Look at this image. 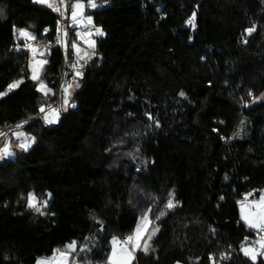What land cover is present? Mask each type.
I'll return each mask as SVG.
<instances>
[{"label": "trees", "instance_id": "obj_1", "mask_svg": "<svg viewBox=\"0 0 264 264\" xmlns=\"http://www.w3.org/2000/svg\"><path fill=\"white\" fill-rule=\"evenodd\" d=\"M95 1L103 35L49 125L40 108L57 100L63 61L46 45L55 4L0 0V93L22 80L0 99V137L24 122L35 138L0 163V264H36L72 242L73 258L100 264L146 210L158 233L132 264H264L241 250L257 231L239 211L264 192V0ZM21 28L49 52L47 95Z\"/></svg>", "mask_w": 264, "mask_h": 264}, {"label": "rangeland", "instance_id": "obj_2", "mask_svg": "<svg viewBox=\"0 0 264 264\" xmlns=\"http://www.w3.org/2000/svg\"><path fill=\"white\" fill-rule=\"evenodd\" d=\"M65 1L67 2V0H65ZM79 2L84 5V8H83V11H82L81 14H86V9L89 6L88 0H79ZM41 3L47 4V5H49V4L54 5V4H56V0H47V2H41ZM74 3H76V0H72L71 1V5L74 4ZM93 3H95L98 6V4H97V2L95 0H93ZM96 9H97V7L96 8H91V11H94ZM71 12H72V8H71ZM81 26H83V22L79 21L73 27H81ZM21 29H26V28H21ZM26 30L29 33H31L32 36L35 37V34L33 33V30L31 28L26 29ZM18 37H19L20 40L25 42V44H24L25 48L28 51H30L31 54H32L31 58H30V63H29V68H30V71H31V78L33 77V74H34L33 73V68H35L36 69L35 75L38 77V79H36L34 81L37 83L38 89L40 88L41 83H42L43 86L46 87V90L49 89V87L44 82V80L41 79L42 71H43L44 66L46 64V55L49 53L48 50L44 46H42L39 43H37L35 41V39H27V38L21 37L20 32L18 33ZM75 44L77 46V48H74L75 53H76V55H80L83 58V60L88 59L89 57H91L93 55V51H91L90 49L86 48L87 45H80V44H77V43H75ZM33 49H36V54L35 55L33 54V51H32ZM77 49H79V51H77ZM37 61H43L44 63L43 64H37L36 63ZM15 82H20V83H18V85L13 87L11 90H9L7 88L4 92H1V93H5V95L0 96V99L2 97L6 96L11 91H13L14 89H16L22 83V80L21 79L16 80V81L12 82L11 84H14ZM77 87H78L77 83L71 85L70 88L68 86L65 87V88H68V95H67L68 103L67 104L63 103V110H66L67 107L69 105H71V98H72L74 92L76 91ZM42 93H44V92H42ZM64 97H65V93H64V90H63V95H62V99L63 100H64ZM263 100H264V94L262 96H260L258 99H256L255 102L263 101ZM44 114H43V116H44ZM60 114H61V111H59V118H60ZM23 124H24V122H20V123L16 124V127H17V125H23ZM53 124H49V125H53ZM242 128H243V124H241V126L239 127V129L237 131V135H240V133L242 132ZM17 131L24 133L25 134V139L30 140L32 138V136L26 132V130L23 128V126L12 130L5 138L0 137V148H3V146L7 143V144L10 145L11 151L15 153L14 156H7V155L0 156V163H2L4 161H8V160H14L17 157L18 153H20L21 151H24L23 149H21L18 146L20 143L24 142V140H22L21 138H17L16 136L13 135V133L17 132ZM32 145H33V143H31L30 146L27 149H29ZM262 194H264V192L261 193L258 197H247L244 200H242L240 202V205H239V211H240L241 219L248 225V227H250L251 229H253L255 231H258L259 228L252 226V224L257 223V221L255 220L254 214L258 211V209L256 207V204L260 202V198H261ZM35 197H36V206H38L40 204V199L36 195H35ZM28 199H29V196H28ZM27 206L29 207L28 201H27ZM242 207L244 209V215H248L250 213L253 214V216L250 217V219H252V224H250L249 221H247V220H245L243 218V216H242ZM145 216L147 217V221H148L146 229L144 227V221L142 219ZM154 221L155 220L153 218L152 219L150 218L148 210L144 211L142 216L138 219V221L136 223V226H135V229H134V232L132 234V236L135 235L136 229H137V225H140L143 235H142L140 240L134 241V243L136 245H138V246H136V247H134L132 249H127V248L121 247V246H119V238L118 237H114L115 238V243H113V239H112L111 240V249H110V252L108 254V257H107L106 261L105 262L103 261L100 264H114V262H116V261H121L122 262L125 259H127L128 264H132V262H133V260L135 258L136 252L139 251V250H143L145 245H147V247H148L149 244H150V241L157 235L158 226H157L156 223H154ZM148 237H151V238L149 239ZM262 237H264V236H262ZM261 238L255 239L257 248H261L260 244L257 243V241H259ZM94 241H95V239L94 240L90 239L89 242H87L84 245L83 254H85L84 252L90 251L91 248H92V251L95 249L96 242H94ZM69 244H71V243H68L67 245H69ZM75 245H76V250H77L78 243L75 242ZM66 246H65L64 249L59 250V252L71 253V255L68 257V260L65 261V264H92L91 262L88 263V261H86V263H85L84 261L78 259L77 257L73 258L72 256H73V254L75 252H72V250L67 248ZM83 248H81V249H83ZM242 249H254L255 250V256H256L255 260H253L250 255H246L245 252ZM262 249L264 250V248H262ZM241 250L246 256H248L253 261H256L258 259V257H260V256L264 257V254L259 253L257 251V249H255V247L251 243H245L241 247ZM59 252H56L52 257L40 258L37 261H39V260H52L53 264H55V261L59 258ZM263 253H264V251H263ZM36 264H37V262H36ZM178 264H180V263H178Z\"/></svg>", "mask_w": 264, "mask_h": 264}, {"label": "snow or ice", "instance_id": "obj_3", "mask_svg": "<svg viewBox=\"0 0 264 264\" xmlns=\"http://www.w3.org/2000/svg\"><path fill=\"white\" fill-rule=\"evenodd\" d=\"M36 2H47V0H36ZM88 4L92 8L97 7V5L95 3H93V0H88ZM49 6H51V4H49ZM71 8H72V12H71L72 19H73V21H77V17L82 13L84 5L81 4L79 2V0H76V3L72 4ZM54 10L60 11V9L58 7L55 8ZM5 16H6L5 10L3 8H0V18H5ZM194 16H195V13H193V17ZM87 21L90 24L92 22V17L91 16L87 17ZM253 30L254 29L250 28V29H247L246 31L251 33ZM45 31H47V30H45ZM19 32H20L21 37H24L27 39H35V37L32 36V34L29 33L26 29H20ZM58 32H59V29H58ZM96 34L102 36L103 35L102 29L97 28ZM81 39H85V37L83 35H81ZM85 42L94 47V41H92L90 39H85ZM71 47L77 48L75 43H73L71 45ZM32 51H33V54L35 55L36 49H33ZM77 51H79V49H77ZM36 63L37 64H43L44 62L43 61H37ZM73 67H75V65H73ZM35 72H36V69L33 68V73H34L33 77H32L33 80L38 79V77L35 75ZM77 75H82V73L78 72ZM18 83H20V82H15L14 84H10L8 86V89L11 90L13 87L17 86ZM68 87L70 88L71 85L69 84ZM39 90L41 92H44L46 95L48 93L52 92L51 89L46 90V87L43 86L42 83H41ZM64 93H65V97H64L63 103L67 104L68 103V100H67L68 88L64 89ZM3 95H5V93H0V96H3ZM53 95H54V93H53ZM181 95H183V93H181ZM249 95H252L251 92H249ZM72 106L75 107V105H72ZM49 108H50V111L45 112L44 106H41L40 111L42 113H45L43 116L44 122L46 124H53V123L57 122V120L59 119V112L55 108H51V106H49ZM19 127H21V125H17V128H19ZM4 135H6V133L0 131V136H4ZM13 135L16 136L17 138H21L22 140H24V142H22L18 145L23 150H27V148L30 146V144L33 143L35 140L34 137H32L30 140L25 139V134L22 132H19V131L14 132ZM2 155L14 156L15 153L11 151L10 145L6 143L3 146V148H0V156H2ZM44 203L46 204L47 202L45 201ZM28 204H29V207H35L36 211H40V208L36 206V197L33 193H29ZM168 207L169 208L173 207L171 200H169V202H168ZM256 207H257L258 211L254 214V217H255V220L257 221V223L252 224V219H250V217H252L253 214L250 213L248 215H244L243 207H242V216L245 220L249 221V223L252 224V226L259 228L260 231H264V194L261 195L260 202L256 204ZM142 219L144 221V227L146 229L147 223H148L147 217L145 216ZM142 235H143V233L141 231V227H140V225H137L135 235L129 236L126 240V243L132 242L133 247H136L138 245H136L134 243V241L140 240ZM148 238L150 239L151 237H148ZM113 243H115V238H113ZM257 243L260 244L261 248H264V237H262L259 241H257ZM66 247L71 249L72 252H75V250H76L75 242L67 245ZM143 250L145 252L148 251L147 245L144 246ZM242 250L245 252L246 255H250L251 258L253 260H255L256 256H255V250L254 249H242ZM81 251H84V249H81ZM54 252H59V250H54ZM262 254H264V253H262ZM70 255H71V253H68V252H59V258L55 261V264H65V261L68 260V257ZM37 264H53V261L52 260H39V261H37ZM114 264H128V262H127V259H125L122 262L116 261V262H114Z\"/></svg>", "mask_w": 264, "mask_h": 264}, {"label": "built area", "instance_id": "obj_4", "mask_svg": "<svg viewBox=\"0 0 264 264\" xmlns=\"http://www.w3.org/2000/svg\"><path fill=\"white\" fill-rule=\"evenodd\" d=\"M71 1L72 0H70V2L69 0H67V2L65 0H56V4L53 6V12L58 17L57 36L54 40H49L46 45L49 48L56 47L60 49L63 54V61L57 100L54 103H50L49 105H47V107L45 108V112L50 111L49 106H51V108H55L58 112L61 111V101L64 88L69 86V84L73 85L77 83L83 76L84 60L80 55H76L75 50L71 47V45L73 43L87 45L86 48L94 51L96 49V41L101 37V35L96 34V29H102L101 26L97 25L93 20L90 24L87 21L88 16L92 17V7L89 5L86 9V14H80L77 17V21H73L71 15ZM97 4V9L102 7V4ZM57 7L60 9V11L54 10ZM79 21L83 22V26L73 27ZM71 30H74V40H71ZM81 35H83L85 39L94 41V47L86 43L85 39H81ZM73 65H75V67H73ZM78 72L82 73V75H77ZM0 131L3 132V130ZM256 235V238H258L259 236H264V231H260L258 229ZM128 237L129 236H124L123 238H121L119 240V246L127 249L134 248L132 242L126 243ZM250 243L255 247V249H257L259 253H263L264 250L262 248H257L255 239ZM210 264H219V262L212 261Z\"/></svg>", "mask_w": 264, "mask_h": 264}, {"label": "crops", "instance_id": "obj_5", "mask_svg": "<svg viewBox=\"0 0 264 264\" xmlns=\"http://www.w3.org/2000/svg\"><path fill=\"white\" fill-rule=\"evenodd\" d=\"M58 121V120H57ZM54 124H56V122L54 123ZM262 236H259L258 238H261ZM257 239V238H256Z\"/></svg>", "mask_w": 264, "mask_h": 264}, {"label": "water", "instance_id": "obj_6", "mask_svg": "<svg viewBox=\"0 0 264 264\" xmlns=\"http://www.w3.org/2000/svg\"><path fill=\"white\" fill-rule=\"evenodd\" d=\"M69 2H70V0H69ZM63 88V87H62Z\"/></svg>", "mask_w": 264, "mask_h": 264}]
</instances>
